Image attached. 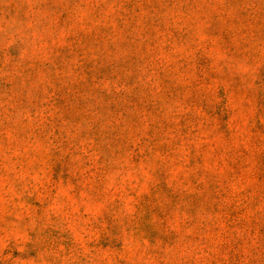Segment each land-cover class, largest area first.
Masks as SVG:
<instances>
[{
	"label": "rangeland",
	"instance_id": "rangeland-1",
	"mask_svg": "<svg viewBox=\"0 0 264 264\" xmlns=\"http://www.w3.org/2000/svg\"><path fill=\"white\" fill-rule=\"evenodd\" d=\"M0 264H264V0H0Z\"/></svg>",
	"mask_w": 264,
	"mask_h": 264
}]
</instances>
